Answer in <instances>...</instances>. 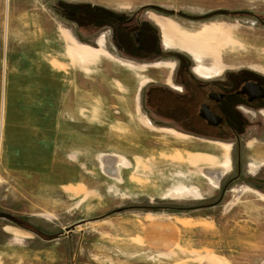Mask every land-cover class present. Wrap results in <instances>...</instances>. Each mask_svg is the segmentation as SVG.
<instances>
[{
  "label": "rangeland",
  "instance_id": "1",
  "mask_svg": "<svg viewBox=\"0 0 264 264\" xmlns=\"http://www.w3.org/2000/svg\"><path fill=\"white\" fill-rule=\"evenodd\" d=\"M61 2L143 12L199 74L264 72V0H0V212L16 218L0 217V264H264V191L242 179L223 193L229 149L197 146L141 106L174 59L143 64L109 31L81 36ZM250 151L264 167V145ZM145 205L189 209L118 211Z\"/></svg>",
  "mask_w": 264,
  "mask_h": 264
},
{
  "label": "flooded vegetation",
  "instance_id": "2",
  "mask_svg": "<svg viewBox=\"0 0 264 264\" xmlns=\"http://www.w3.org/2000/svg\"><path fill=\"white\" fill-rule=\"evenodd\" d=\"M96 9L97 18L93 19L82 4L59 3L60 12L79 27L81 36H100L101 30L109 31L112 47L127 59L143 64L174 59L169 76L151 79L144 86L142 108L152 115L155 124L191 137L197 146L229 149L230 168L221 174L225 179L223 193L242 179L263 190L264 167L251 168L255 165L249 160L255 152L249 153V148L254 143L264 145V72L224 67L219 72L199 74L197 62L164 45L159 27L143 17V12L129 15ZM256 18L264 25V17Z\"/></svg>",
  "mask_w": 264,
  "mask_h": 264
},
{
  "label": "trees",
  "instance_id": "3",
  "mask_svg": "<svg viewBox=\"0 0 264 264\" xmlns=\"http://www.w3.org/2000/svg\"><path fill=\"white\" fill-rule=\"evenodd\" d=\"M85 8H87L89 15L92 14V12L94 11H98L97 9H95L96 7H93L87 3H84L82 4ZM142 9H155L156 11L160 12V13H163V12H168V14H173L174 13V10H167L163 7H160L158 5H147V6H144L142 7ZM220 11H214V12H211V13H208L206 15H203V16H200V18H206V17H209V16H212L216 13H218ZM84 13V12H83ZM87 13V12H86ZM226 13V12H224ZM85 15H88V14H85ZM88 15V16H89ZM155 97L152 98V100H154ZM264 191V189H263ZM216 204V203H215ZM214 205V204H213ZM132 208H140V209H144L145 211H160V210H167V209H180V210H186V209H189L188 207H182V206H170V205H145V206H130V207H124L122 209H119L118 211H124V210H127V209H132ZM18 224L20 226H22L23 228L25 229H28L30 230L31 232H33L34 234H36L38 237L40 238H44L45 240H52V239H55L57 237H60V236H53V235H50L48 234L47 232L43 231L41 228H37V227H34L32 225H27V223H24L23 221H21L20 219L17 220Z\"/></svg>",
  "mask_w": 264,
  "mask_h": 264
},
{
  "label": "crops",
  "instance_id": "4",
  "mask_svg": "<svg viewBox=\"0 0 264 264\" xmlns=\"http://www.w3.org/2000/svg\"><path fill=\"white\" fill-rule=\"evenodd\" d=\"M132 139H134V140H138V136L136 135V136H134V135H132L131 136V138H129L128 140L127 139H123V142H128V141H131ZM191 221V220H190ZM187 222H189V220L187 221ZM172 226L174 227V228H178V225L176 224H172ZM179 229H180V227H179ZM186 235H184L183 236V234H179V236H178V239L177 240H179L180 238L182 239V242L184 241L183 240V237H185ZM167 238H170L169 240H167L166 238H164V240H166L168 243H173V240H175V238H174V236L173 235H171V236H169V237H167Z\"/></svg>",
  "mask_w": 264,
  "mask_h": 264
},
{
  "label": "water",
  "instance_id": "5",
  "mask_svg": "<svg viewBox=\"0 0 264 264\" xmlns=\"http://www.w3.org/2000/svg\"><path fill=\"white\" fill-rule=\"evenodd\" d=\"M0 217L7 218V219H10L12 221H16V218L13 215L6 213V212H0Z\"/></svg>",
  "mask_w": 264,
  "mask_h": 264
},
{
  "label": "bare ground",
  "instance_id": "6",
  "mask_svg": "<svg viewBox=\"0 0 264 264\" xmlns=\"http://www.w3.org/2000/svg\"><path fill=\"white\" fill-rule=\"evenodd\" d=\"M213 172H214V171H213ZM208 173H209V172H208ZM211 175H212V174H211ZM214 175H215V177L218 178V179H219L220 176H221L218 172H215Z\"/></svg>",
  "mask_w": 264,
  "mask_h": 264
}]
</instances>
